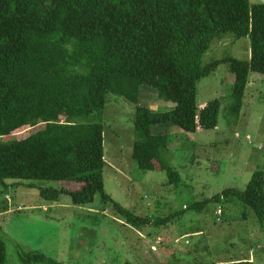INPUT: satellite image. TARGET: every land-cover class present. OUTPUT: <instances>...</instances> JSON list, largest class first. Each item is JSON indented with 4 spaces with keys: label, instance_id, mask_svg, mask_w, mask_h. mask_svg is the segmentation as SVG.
<instances>
[{
    "label": "trees",
    "instance_id": "16d2710c",
    "mask_svg": "<svg viewBox=\"0 0 264 264\" xmlns=\"http://www.w3.org/2000/svg\"><path fill=\"white\" fill-rule=\"evenodd\" d=\"M229 37L248 39L249 58L226 56L203 64L213 41L219 44ZM220 65L233 76L224 113L235 125L251 78L264 77V4L0 0V139L42 126L24 139L0 143V183L11 179L79 184L40 193L54 202L67 196L77 207L92 204L98 196L101 211L111 208L135 229L167 225L182 212L162 219L140 217L106 195L103 126L89 118L102 113L109 96L134 105L132 162L143 172L164 171L167 184L176 186L180 176L166 160L170 135H153L151 127L173 125L184 134L215 129L220 100L197 107L196 92L198 82ZM141 86L154 89L157 99L173 108L154 112L138 106ZM227 202L251 209L264 224V172H254L243 191L225 189L188 210L199 212L203 204ZM5 261L0 240V264ZM23 261L59 264L34 252Z\"/></svg>",
    "mask_w": 264,
    "mask_h": 264
},
{
    "label": "rangeland",
    "instance_id": "374dc122",
    "mask_svg": "<svg viewBox=\"0 0 264 264\" xmlns=\"http://www.w3.org/2000/svg\"><path fill=\"white\" fill-rule=\"evenodd\" d=\"M248 1L264 4V0ZM215 42L202 56L203 64L226 56L249 58L248 39ZM252 78L235 125L224 113L233 76L220 65L198 82L196 92L197 107L220 100L215 129L184 134L173 125L151 127L153 135H170L166 160L180 176L176 186L167 184L164 171L143 172L132 162L134 105L109 96L102 113L89 118L103 126L104 192L136 216L162 219L182 213L165 226L135 229L111 208L101 211L98 196L92 204L77 207L67 196L54 202L40 193V189H73L79 184L8 179L0 183L5 264H25L24 256L33 252L59 264H221L242 259L264 264V224L251 209L227 202L203 204L199 212L188 210L225 189L243 191L254 172H264V77ZM137 101L154 112L174 106L158 100L156 91L146 86L139 88ZM41 128L18 130L0 143L24 139ZM219 209L223 216L217 223Z\"/></svg>",
    "mask_w": 264,
    "mask_h": 264
},
{
    "label": "built area",
    "instance_id": "2783aa9c",
    "mask_svg": "<svg viewBox=\"0 0 264 264\" xmlns=\"http://www.w3.org/2000/svg\"><path fill=\"white\" fill-rule=\"evenodd\" d=\"M246 139H247L248 144H251L250 139H249L248 137H247ZM215 215H216V219H215V221H216L217 223H219V222L221 221V217L223 216V215H222V211H221L220 209L217 210Z\"/></svg>",
    "mask_w": 264,
    "mask_h": 264
},
{
    "label": "crops",
    "instance_id": "0c3cea01",
    "mask_svg": "<svg viewBox=\"0 0 264 264\" xmlns=\"http://www.w3.org/2000/svg\"><path fill=\"white\" fill-rule=\"evenodd\" d=\"M187 242V241H186Z\"/></svg>",
    "mask_w": 264,
    "mask_h": 264
}]
</instances>
